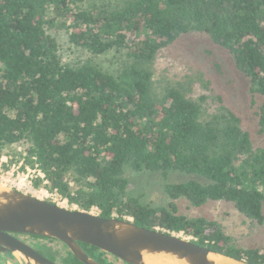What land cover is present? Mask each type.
Masks as SVG:
<instances>
[{
	"label": "trees",
	"instance_id": "16d2710c",
	"mask_svg": "<svg viewBox=\"0 0 264 264\" xmlns=\"http://www.w3.org/2000/svg\"><path fill=\"white\" fill-rule=\"evenodd\" d=\"M88 1L0 0V163L14 151L5 169L19 162L37 169L36 188L78 209L131 217L140 227L184 233L264 264V247L233 245L217 221L178 206L223 201L263 223L264 145L254 144L203 73L160 81L155 69L160 52L181 36L208 35L262 96L264 133V0ZM66 45L91 57L68 60ZM110 52L114 70L93 58ZM132 172H183L203 181L165 184L169 205L154 207L130 194ZM82 244L92 256L99 251Z\"/></svg>",
	"mask_w": 264,
	"mask_h": 264
},
{
	"label": "rangeland",
	"instance_id": "374dc122",
	"mask_svg": "<svg viewBox=\"0 0 264 264\" xmlns=\"http://www.w3.org/2000/svg\"><path fill=\"white\" fill-rule=\"evenodd\" d=\"M116 0H89L88 3H115ZM65 57L77 61L91 55L85 51L66 45ZM93 58L105 69L114 70L118 64L115 52ZM156 77L160 81L177 77L196 76L203 73L210 81L211 88L220 94L225 103L241 118L243 126L251 133L256 146L264 145V133L260 132L258 111L263 102L260 95L253 94L248 77L238 69L231 54L216 45L208 35L193 33L181 36L172 45L164 48L156 62ZM20 149V148H19ZM11 151V150H10ZM14 151L5 155L0 163V181L18 189L57 204L78 209L62 199L56 192L49 191L46 186L36 188L33 183L35 173L32 169H21L23 162L13 163L5 169L4 163L9 162ZM129 192L139 197L143 203L154 207L168 206V198L164 191L167 183H181L190 179H201L183 172H171L167 176L159 172L128 173ZM46 184V183H45ZM181 213L190 217L202 216L217 221L231 237V244L241 248L264 247V221L261 224L245 220L235 205L228 202H210L201 207H190L184 200L178 201ZM97 210V209H96ZM95 209L92 211L97 213ZM264 213V205H263ZM129 219L133 220L131 217ZM192 239L184 233H176ZM60 253H67L68 247L61 241L53 239L42 241ZM109 259H115L108 256Z\"/></svg>",
	"mask_w": 264,
	"mask_h": 264
},
{
	"label": "water",
	"instance_id": "95a60500",
	"mask_svg": "<svg viewBox=\"0 0 264 264\" xmlns=\"http://www.w3.org/2000/svg\"><path fill=\"white\" fill-rule=\"evenodd\" d=\"M13 233L33 234L63 242L84 264H103L82 243L129 264H251L176 233L136 225L131 219L104 218L92 211L72 209L22 192L0 181V251H19L35 264H56Z\"/></svg>",
	"mask_w": 264,
	"mask_h": 264
},
{
	"label": "flooded vegetation",
	"instance_id": "af4514ba",
	"mask_svg": "<svg viewBox=\"0 0 264 264\" xmlns=\"http://www.w3.org/2000/svg\"><path fill=\"white\" fill-rule=\"evenodd\" d=\"M14 237L22 241L23 243L30 246L36 252L40 253L42 256L50 259L56 264H84L83 262H78L75 260L73 253L68 250L67 253L63 254L51 247L50 243H44L42 241L52 240L53 238L37 236L33 234H21L13 233ZM83 246V244H82ZM84 247V246H83ZM85 248V247H84ZM86 249V248H85ZM92 256L97 261L103 264H129L120 259L113 257L115 259H109L107 254L102 251H96ZM80 261V260H79ZM0 264H35L31 259L27 258L19 251H11L7 249H2L0 251Z\"/></svg>",
	"mask_w": 264,
	"mask_h": 264
},
{
	"label": "bare ground",
	"instance_id": "6f19581e",
	"mask_svg": "<svg viewBox=\"0 0 264 264\" xmlns=\"http://www.w3.org/2000/svg\"><path fill=\"white\" fill-rule=\"evenodd\" d=\"M153 261H156L158 264H174L170 261L168 258H163V257H157V258H152Z\"/></svg>",
	"mask_w": 264,
	"mask_h": 264
},
{
	"label": "built area",
	"instance_id": "2783aa9c",
	"mask_svg": "<svg viewBox=\"0 0 264 264\" xmlns=\"http://www.w3.org/2000/svg\"><path fill=\"white\" fill-rule=\"evenodd\" d=\"M28 169H31V168H27V170ZM34 172H36L35 173V177L37 176V175H41V176H43V174L40 172V171H38L37 169H32ZM34 179V178H33Z\"/></svg>",
	"mask_w": 264,
	"mask_h": 264
}]
</instances>
